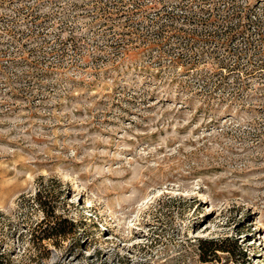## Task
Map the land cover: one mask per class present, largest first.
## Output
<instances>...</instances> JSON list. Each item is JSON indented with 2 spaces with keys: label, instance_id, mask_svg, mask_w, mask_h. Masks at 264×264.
<instances>
[{
  "label": "rangeland",
  "instance_id": "obj_1",
  "mask_svg": "<svg viewBox=\"0 0 264 264\" xmlns=\"http://www.w3.org/2000/svg\"><path fill=\"white\" fill-rule=\"evenodd\" d=\"M0 250L264 264V0H0Z\"/></svg>",
  "mask_w": 264,
  "mask_h": 264
},
{
  "label": "trees",
  "instance_id": "obj_2",
  "mask_svg": "<svg viewBox=\"0 0 264 264\" xmlns=\"http://www.w3.org/2000/svg\"><path fill=\"white\" fill-rule=\"evenodd\" d=\"M38 204L43 209L45 215V218L40 223V229L44 228L42 230V235L39 237L36 236L38 230L34 229L32 232L33 240L34 238H38L39 242L45 249L47 246H44V242H54L58 240H64L68 238L70 235H73L77 232V230L80 228L79 224H76L74 221L63 217L61 215H58L55 209V206L48 207L46 203V197L43 196V190H40L38 192ZM209 243L210 245L214 243L213 241L208 242L205 241L203 244ZM224 245V243H223ZM221 249V248H220ZM216 248L215 250H220ZM8 254L5 252H2L0 250V264H10V261L8 260Z\"/></svg>",
  "mask_w": 264,
  "mask_h": 264
}]
</instances>
